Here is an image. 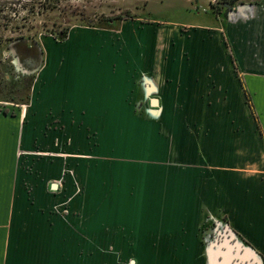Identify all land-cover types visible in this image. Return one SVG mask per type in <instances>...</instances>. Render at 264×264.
Returning a JSON list of instances; mask_svg holds the SVG:
<instances>
[{
	"label": "crops",
	"instance_id": "0c3cea01",
	"mask_svg": "<svg viewBox=\"0 0 264 264\" xmlns=\"http://www.w3.org/2000/svg\"><path fill=\"white\" fill-rule=\"evenodd\" d=\"M212 12L141 31L138 18L79 25L40 41L37 62L23 64L34 72L27 101L4 112L0 89V264H82L102 240L187 249L180 264H212L213 222L264 264V0ZM104 206L107 222L122 224L98 239ZM126 213L138 217L136 236Z\"/></svg>",
	"mask_w": 264,
	"mask_h": 264
},
{
	"label": "rangeland",
	"instance_id": "374dc122",
	"mask_svg": "<svg viewBox=\"0 0 264 264\" xmlns=\"http://www.w3.org/2000/svg\"><path fill=\"white\" fill-rule=\"evenodd\" d=\"M244 1L257 2L258 0H237L236 4H240ZM17 8H19L17 6ZM231 9V8H230ZM229 7L224 8L227 12L230 11ZM23 12H20V14ZM127 13V14H126ZM121 16V17H118ZM209 16L210 19L213 16L212 9L209 6V0H64L59 8L46 11L41 15L30 16L29 21L25 27L19 29V31H2V40L0 42V89L3 96L4 112H8L7 106H12V102H25L29 91H32V82L34 80L33 73H24L22 69L25 65H31L36 63L37 54L41 49L40 41L44 37H50L59 42L66 38L70 29L76 26H103L111 23L112 21H120L122 18H138L135 24L137 28L143 27L149 20H158L159 22H193L199 18ZM110 17H114L111 18ZM143 29H139L141 31ZM21 35L20 38H15ZM12 39H9V38ZM25 44L32 48L35 55L32 56V63L27 60L19 58V62L16 61L13 55V51L17 52L23 49L22 45L16 46V44ZM16 57V56H15ZM38 72L35 74L38 77ZM36 77V78H37ZM1 94V93H0ZM13 100V101H12ZM7 105V106H6ZM119 126L122 127L119 121ZM119 148V145L117 146ZM21 155V154H20ZM148 156H146V159ZM136 162L140 163V160L136 157ZM145 159V160H146ZM120 162L116 166V172L118 176H115V182L122 178L124 175V165L127 162L123 159H119ZM138 163L135 167H130L132 170L139 172ZM105 165V164H104ZM110 165V164H109ZM112 166V165H111ZM124 166V167H123ZM106 167L104 173L100 171V180L106 179ZM126 170L128 167L125 168ZM71 169V173H72ZM144 171L145 169H140ZM112 170L107 174L111 181L114 173ZM140 174V172H139ZM78 183V182H77ZM59 185V184H58ZM120 188L121 185L119 184ZM62 187V186H59ZM57 189V188H56ZM53 189V191H57ZM119 187L116 185L114 190V197L119 198ZM77 190L80 192V185L77 184ZM68 194L70 197L67 199L66 217L68 226L73 230L69 231L74 236V223L76 215L75 210L70 206V201L74 199V191L68 187ZM60 204V203H59ZM56 204L53 207L54 212L63 214L61 207ZM122 216L124 222H128L129 229L132 230L134 236L137 235L135 231L134 222L138 220L132 213H126ZM90 222V221H89ZM98 239H105V235L115 231L118 227L117 224H109L107 222L105 206L101 210L100 216L97 218ZM91 226V224L89 225ZM210 231L205 234L208 245V250L211 248L212 264H262L252 250L248 249L245 242L241 240L229 229L225 228L222 224L218 225L216 222L210 224ZM83 239H87L90 232L83 229ZM106 230L108 232H106ZM210 233V237H209ZM88 239H90L88 237ZM94 249L85 248L81 252L82 264H180L185 263L187 259V249H155V248H128V247H106L107 242L102 240ZM131 242V241H129ZM246 244V245H245ZM72 243L67 242V256L68 260L71 257ZM85 250V251H84ZM93 250V254L88 252ZM78 255V249L75 254ZM210 254V252H209ZM221 256V259H217V256ZM144 261L142 259L146 258ZM151 257V258H150ZM162 261V263H161ZM70 264V261L68 262ZM71 264H74L73 262Z\"/></svg>",
	"mask_w": 264,
	"mask_h": 264
},
{
	"label": "trees",
	"instance_id": "16d2710c",
	"mask_svg": "<svg viewBox=\"0 0 264 264\" xmlns=\"http://www.w3.org/2000/svg\"><path fill=\"white\" fill-rule=\"evenodd\" d=\"M64 0H0V30L19 31L25 27L30 16L59 8ZM237 0H209V6L215 13H221L224 8H234ZM17 6L19 8H17ZM20 12H23L20 14ZM127 14V13H126ZM121 17V16H118ZM114 18V17H110ZM18 35L15 38H20ZM9 39H12L11 37ZM2 35L0 34V42Z\"/></svg>",
	"mask_w": 264,
	"mask_h": 264
},
{
	"label": "flooded vegetation",
	"instance_id": "af4514ba",
	"mask_svg": "<svg viewBox=\"0 0 264 264\" xmlns=\"http://www.w3.org/2000/svg\"><path fill=\"white\" fill-rule=\"evenodd\" d=\"M20 45H22L23 49L27 50L28 53H30V55L27 58V61L29 63H32V61H34V60L32 59L33 54L31 52H33L35 54L34 50L32 48H30V47L27 48V46L25 44H18V43L16 44L17 47L20 46Z\"/></svg>",
	"mask_w": 264,
	"mask_h": 264
},
{
	"label": "water",
	"instance_id": "95a60500",
	"mask_svg": "<svg viewBox=\"0 0 264 264\" xmlns=\"http://www.w3.org/2000/svg\"><path fill=\"white\" fill-rule=\"evenodd\" d=\"M152 102H153L154 104L157 103L156 98H153V99H152ZM52 187H55V188H56V184L53 183V184H52Z\"/></svg>",
	"mask_w": 264,
	"mask_h": 264
}]
</instances>
